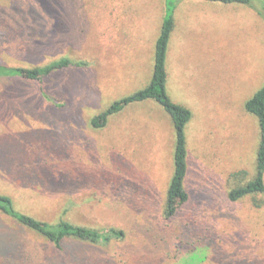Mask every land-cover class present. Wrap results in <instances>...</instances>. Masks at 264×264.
<instances>
[{"label":"rangeland","instance_id":"374dc122","mask_svg":"<svg viewBox=\"0 0 264 264\" xmlns=\"http://www.w3.org/2000/svg\"><path fill=\"white\" fill-rule=\"evenodd\" d=\"M263 5L178 0L167 90L193 115L191 199L168 220L170 115L146 101L92 126L150 84L165 0H0L1 65L86 63L0 77V195L42 222L125 233L108 245L69 239L62 252L0 212V264H264V196L261 208L228 200L256 177L260 128L245 106L264 86Z\"/></svg>","mask_w":264,"mask_h":264},{"label":"trees","instance_id":"16d2710c","mask_svg":"<svg viewBox=\"0 0 264 264\" xmlns=\"http://www.w3.org/2000/svg\"><path fill=\"white\" fill-rule=\"evenodd\" d=\"M200 1L251 6V0ZM177 5L178 0H165L166 15L160 36L156 42L154 69L150 84L144 89L114 102L103 114L94 118L92 121L93 128L103 129L107 126L111 117L122 113L133 104L146 101H155L170 115L176 133V149L174 153V175L168 189L165 209V216L168 220L177 216L180 209L188 204L191 199V195L186 188V179L189 171L186 128L193 115L188 108L173 102L167 90V58L172 34L175 29ZM258 12L264 18V5ZM84 66H86L84 62H74L68 59L64 62H54L50 65L36 67L30 70L11 68L0 64V77L42 80L51 76L56 71L70 67L79 68ZM245 108L248 113L257 118L260 128L256 177L247 184L231 190L228 194V200L230 203L236 204L246 198H252L255 206L261 208L263 204L258 198L264 196V86L247 101ZM0 212L13 218L22 226L40 234L62 252L66 251L65 243L69 239L90 245H108L115 239H123L125 237L123 231L102 232L85 226H79L66 220H61L55 224L42 222L18 211L13 199L3 195H0ZM2 256L4 260H10L13 257L10 254L9 257Z\"/></svg>","mask_w":264,"mask_h":264}]
</instances>
